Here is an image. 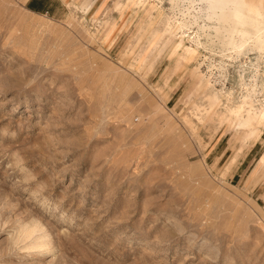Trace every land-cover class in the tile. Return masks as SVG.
Wrapping results in <instances>:
<instances>
[{"label":"rangeland","instance_id":"rangeland-1","mask_svg":"<svg viewBox=\"0 0 264 264\" xmlns=\"http://www.w3.org/2000/svg\"><path fill=\"white\" fill-rule=\"evenodd\" d=\"M55 1L0 0V264H264V51L208 0Z\"/></svg>","mask_w":264,"mask_h":264},{"label":"bare ground","instance_id":"bare-ground-1","mask_svg":"<svg viewBox=\"0 0 264 264\" xmlns=\"http://www.w3.org/2000/svg\"><path fill=\"white\" fill-rule=\"evenodd\" d=\"M208 3L211 9L219 10L221 15L227 18L229 26L234 30L233 46L239 49L249 40H253L256 48L264 51V29L259 27L260 23L262 24L260 18L264 13V0H208ZM41 230V227L34 223L27 227L20 226L12 239V247L31 252L42 249L48 243L44 242L47 237L41 235Z\"/></svg>","mask_w":264,"mask_h":264},{"label":"crops","instance_id":"crops-1","mask_svg":"<svg viewBox=\"0 0 264 264\" xmlns=\"http://www.w3.org/2000/svg\"><path fill=\"white\" fill-rule=\"evenodd\" d=\"M58 2L55 0H25V9L32 14L52 16Z\"/></svg>","mask_w":264,"mask_h":264}]
</instances>
